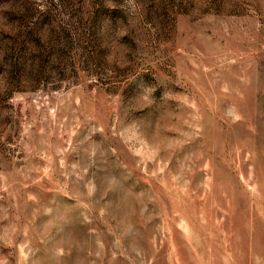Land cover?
Returning <instances> with one entry per match:
<instances>
[{
  "label": "rangeland",
  "instance_id": "rangeland-1",
  "mask_svg": "<svg viewBox=\"0 0 264 264\" xmlns=\"http://www.w3.org/2000/svg\"><path fill=\"white\" fill-rule=\"evenodd\" d=\"M0 264H264V0H0Z\"/></svg>",
  "mask_w": 264,
  "mask_h": 264
}]
</instances>
